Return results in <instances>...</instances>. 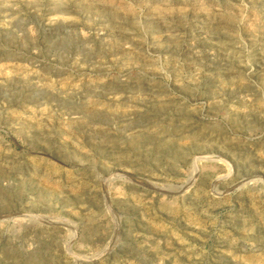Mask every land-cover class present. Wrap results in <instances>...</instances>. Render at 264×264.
Returning <instances> with one entry per match:
<instances>
[{
	"label": "rangeland",
	"instance_id": "1",
	"mask_svg": "<svg viewBox=\"0 0 264 264\" xmlns=\"http://www.w3.org/2000/svg\"><path fill=\"white\" fill-rule=\"evenodd\" d=\"M0 264H264V0H0Z\"/></svg>",
	"mask_w": 264,
	"mask_h": 264
}]
</instances>
